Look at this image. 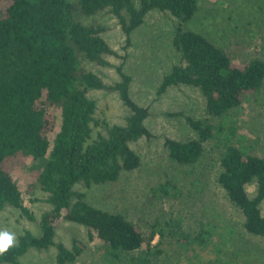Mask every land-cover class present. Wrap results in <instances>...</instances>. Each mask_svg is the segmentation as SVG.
<instances>
[{"label":"trees","instance_id":"1","mask_svg":"<svg viewBox=\"0 0 264 264\" xmlns=\"http://www.w3.org/2000/svg\"><path fill=\"white\" fill-rule=\"evenodd\" d=\"M138 3L137 6L134 0H0V212L9 205L27 219H35L24 205L10 171L13 161L28 157L43 161L35 181L47 194L46 201L51 206L41 215L40 235L30 231L20 235L16 244L0 252V263L21 264L19 257L29 248L46 249L53 245L55 226L61 218L86 226L112 251L132 252L145 242L141 231L123 214L93 206L84 192L74 189L80 182L86 187L114 182L123 171L138 168L140 157L130 143L152 136L145 124L149 107L132 99L131 76L123 71L122 64L116 67L120 80L112 85L83 67L82 59L107 65L105 57L115 55L116 51L101 35L102 26L85 25L76 14L89 16L109 10L118 18L128 44L132 32L142 25L149 11L170 12L179 20L172 44L182 63L163 76L157 92L162 94L170 86L180 84L197 87L210 115H225L237 108L245 95L262 88L264 54L234 63L205 34L183 27L201 10L199 0H138ZM90 89L117 91L130 111L123 124L108 126L105 133H99L91 142L96 102L87 96ZM55 110L60 111L61 122L50 148L47 134L53 129L50 121L54 116L49 113ZM185 120L197 138L189 141L167 138L165 142L169 159L179 164L196 162L204 152L205 140L221 135L223 129L231 132L235 128L227 124L215 132L202 120L192 117ZM223 146L217 181L243 214L245 230L264 236L260 207L264 200V157L247 153L242 147L227 143ZM254 179L256 193L250 197L246 186ZM155 231L146 240L148 244ZM179 235H183L180 245L193 250L194 243L207 244L211 231L204 228L194 237L182 232ZM57 249L60 264L73 261L81 252L77 243L72 249L58 244Z\"/></svg>","mask_w":264,"mask_h":264},{"label":"rangeland","instance_id":"2","mask_svg":"<svg viewBox=\"0 0 264 264\" xmlns=\"http://www.w3.org/2000/svg\"><path fill=\"white\" fill-rule=\"evenodd\" d=\"M134 2L139 5L138 0ZM199 6L201 10L183 24L184 28L205 34L234 63L264 54V0H199ZM76 16L85 25L102 26L101 35L116 51L105 57L107 65L82 59L83 67L112 85L120 80L116 67L122 64L123 71L131 76L132 99L149 107L145 124L152 136L130 143L140 157L138 168L123 171L114 182L89 187L80 182L74 189L84 192L93 206L123 214L141 231L145 242L132 252L112 251L86 226L61 218L55 226L54 244L46 249L29 248L19 257L20 263L60 264L57 245L72 249L77 243L80 254L63 264H264V236L245 230L243 214L217 181L220 151L225 143L264 157V84L258 92L245 95L234 110L220 117L210 115L197 87L180 84L170 86L162 94L157 92L163 76L182 63L172 44L179 20L170 12L149 11L128 44L118 18L109 10ZM87 96L96 102L89 142L105 133L108 126L123 124L130 114L117 91L90 89ZM50 114L54 116L50 121L53 129L47 134L51 148L61 114L59 110ZM186 117L202 120L215 132L227 124L235 128L231 132L223 129L221 135L205 140L204 152L196 162L179 164L169 159L165 142L167 138H197ZM42 163L28 157L13 161L10 166L23 203L35 217L29 220L9 205L0 212V232L14 234L13 244L26 231L40 235L41 215L51 208L47 194L35 181ZM246 189L250 197L255 196L256 180L248 183ZM260 207L264 215V200ZM204 228L211 231L205 246L194 243L193 250H188L180 245L181 232L194 237ZM152 230L157 232L148 244Z\"/></svg>","mask_w":264,"mask_h":264},{"label":"clouds","instance_id":"3","mask_svg":"<svg viewBox=\"0 0 264 264\" xmlns=\"http://www.w3.org/2000/svg\"><path fill=\"white\" fill-rule=\"evenodd\" d=\"M15 240L14 234L7 231L0 232V252L6 251L13 245Z\"/></svg>","mask_w":264,"mask_h":264}]
</instances>
